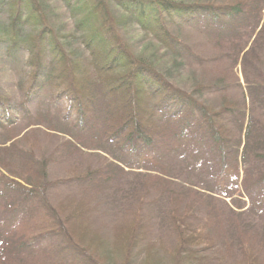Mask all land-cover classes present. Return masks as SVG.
Returning a JSON list of instances; mask_svg holds the SVG:
<instances>
[{
  "label": "trees",
  "instance_id": "trees-1",
  "mask_svg": "<svg viewBox=\"0 0 264 264\" xmlns=\"http://www.w3.org/2000/svg\"><path fill=\"white\" fill-rule=\"evenodd\" d=\"M52 1L0 0V264H264V0Z\"/></svg>",
  "mask_w": 264,
  "mask_h": 264
},
{
  "label": "rangeland",
  "instance_id": "rangeland-1",
  "mask_svg": "<svg viewBox=\"0 0 264 264\" xmlns=\"http://www.w3.org/2000/svg\"><path fill=\"white\" fill-rule=\"evenodd\" d=\"M49 4H50V8H51V11H52L54 17L59 21L57 26H59L61 28H65V27H68L69 28L70 27V25L68 24V19L70 17L69 12L67 10H65V8H63L64 6L61 3L59 4L58 2H56V0H53L52 2H49ZM67 30L70 32V28L67 29ZM66 35H69V34H66ZM70 42L71 43H74V44H77L78 43L76 40L70 41ZM263 54H264V51H263ZM1 64L3 66L7 65V64H3V63H1ZM5 67H7V66H5ZM7 68L9 69V67H7ZM2 72H5V74H6V78H5L4 82H3V78H2V85L5 87L4 90L7 91L8 93H16V95H17V92H16V90H17V88H16V79L15 78L12 79V71L3 70L0 73L1 76H2ZM238 75H239V79H240L243 87L245 88V86H246V78L243 75L242 68H239ZM248 79L249 80H256V79H259V78H256L254 75L250 74V76H249ZM262 79H264V78H262ZM229 96L232 99L239 100V102H241V100H240V98H241V94H240V84L238 82L234 81L233 83L230 84V86H229ZM205 97L207 99H211V100H214V101H218L212 95H206ZM261 111H262V108H258L257 111H256V114H258ZM33 128H34V126L31 127V130H33ZM37 128L38 127H35L36 130H37ZM36 134H38V132H36ZM107 157L112 160L111 157H109V156H107ZM126 170H129L132 173H136V174H139V173L143 174L144 173L142 170H137V169H134V170L126 169ZM5 176H7L8 178L11 179V176L12 175L10 173H7ZM192 181L193 180H189L188 179L187 180V183H186V186L188 188L199 189V188L194 187V186H192V185L189 184V182H192ZM243 199L247 203L246 206H245V208H244V209H246L249 206V199L246 198V197L243 198ZM226 201L228 202L229 206L233 207V205H231V199H226ZM157 204H159V201L157 202ZM235 209L236 210H241V209H237V208H235Z\"/></svg>",
  "mask_w": 264,
  "mask_h": 264
}]
</instances>
